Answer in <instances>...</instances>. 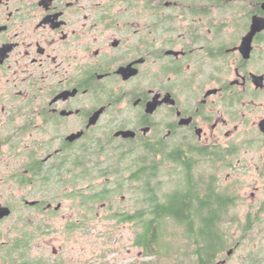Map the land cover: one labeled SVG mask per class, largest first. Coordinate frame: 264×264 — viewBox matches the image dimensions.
I'll use <instances>...</instances> for the list:
<instances>
[{"label": "flooded vegetation", "instance_id": "obj_1", "mask_svg": "<svg viewBox=\"0 0 264 264\" xmlns=\"http://www.w3.org/2000/svg\"><path fill=\"white\" fill-rule=\"evenodd\" d=\"M261 123L264 0H0V264H56L44 258L50 221L78 177L118 174L124 147L135 164L170 162V184L187 161L194 174L264 179ZM115 186L88 185L80 206ZM219 187L230 212L247 204L243 221H260L264 184L249 198Z\"/></svg>", "mask_w": 264, "mask_h": 264}, {"label": "trees", "instance_id": "obj_2", "mask_svg": "<svg viewBox=\"0 0 264 264\" xmlns=\"http://www.w3.org/2000/svg\"><path fill=\"white\" fill-rule=\"evenodd\" d=\"M148 157L120 168V192L130 191L136 207L113 216L135 224L133 246L144 256L163 259L167 264H213L216 255L211 252L225 250L231 243L223 230L232 205L229 190L219 187L214 173L194 174L188 161H182L185 171L177 173L178 178L170 184L160 176L164 161ZM174 160L183 164L180 159ZM85 179L78 177L77 183ZM105 194L100 193L93 202L106 198ZM173 223L180 225L183 233L181 240L171 244L175 237L170 229ZM251 227L249 221L243 225L244 231Z\"/></svg>", "mask_w": 264, "mask_h": 264}, {"label": "rangeland", "instance_id": "obj_3", "mask_svg": "<svg viewBox=\"0 0 264 264\" xmlns=\"http://www.w3.org/2000/svg\"><path fill=\"white\" fill-rule=\"evenodd\" d=\"M128 144L132 143L128 142ZM127 149L128 147H124L120 150L121 169L125 166H132L137 161V153H133V151L126 154ZM140 154H144V152ZM171 166L170 162H165L161 166L160 176L162 175L163 180L171 181L172 175L169 176V171H172L175 175V171L171 170ZM113 168L115 170L118 166ZM215 169L213 165L207 164L205 171L219 173V184L221 186L232 187L237 190L236 192L239 195L244 197L249 198L250 192L255 191V187L264 184V179L255 174H246L242 168L236 171L225 168H221L219 171ZM119 173L116 174L115 172V175L113 171L108 177L92 178L90 183L88 180L77 183V197L75 196L76 198L71 201H64L59 212V218L50 221L54 232L45 236L44 258L46 260H53L56 264H141L146 261L154 264H167L163 259L159 261L157 257L144 256L139 248L133 246L135 224L120 222L118 217L113 216L114 213L120 214V212L135 209V199L130 191L123 189L121 192H116V194L106 195V198L102 200L94 202L89 200L92 206L90 210H85L83 206H80L82 201L80 195L86 191L88 185H92L93 195L95 191L99 192L104 188H109L114 192L115 185L120 181ZM228 174L230 175L226 179ZM261 195L258 194V197ZM102 203H107V206L102 207ZM249 208L250 206L247 204H241L239 208L229 212L228 218L225 220L229 221L223 227V230L230 237L229 247H235L234 245L238 239L241 241L230 264H239L238 261L243 258L248 250L257 252L258 256L256 257L264 262V211L258 216L260 221H254L252 227L244 231L243 225L246 221H243L242 217ZM85 212L87 213L86 217L84 216ZM83 216L86 221H80ZM232 216L236 217L234 218L236 220H233ZM170 229L175 236V240L174 238L171 239V244H173L180 239L183 228L173 223L170 225ZM53 249H56V254L52 253ZM171 259L173 260V258Z\"/></svg>", "mask_w": 264, "mask_h": 264}, {"label": "water", "instance_id": "obj_4", "mask_svg": "<svg viewBox=\"0 0 264 264\" xmlns=\"http://www.w3.org/2000/svg\"><path fill=\"white\" fill-rule=\"evenodd\" d=\"M254 24L256 25L257 23L254 22ZM261 127H262V129H264L262 123H261ZM120 134L123 135L124 137H127V136H132L133 132L130 130H124V131H120ZM232 250H233V248L228 249L227 255H230Z\"/></svg>", "mask_w": 264, "mask_h": 264}]
</instances>
